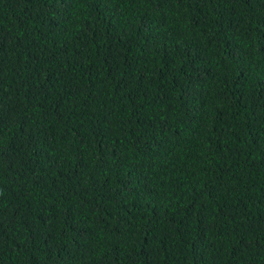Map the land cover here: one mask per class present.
<instances>
[{
	"label": "trees",
	"instance_id": "trees-1",
	"mask_svg": "<svg viewBox=\"0 0 264 264\" xmlns=\"http://www.w3.org/2000/svg\"><path fill=\"white\" fill-rule=\"evenodd\" d=\"M0 264H264V0H0Z\"/></svg>",
	"mask_w": 264,
	"mask_h": 264
}]
</instances>
